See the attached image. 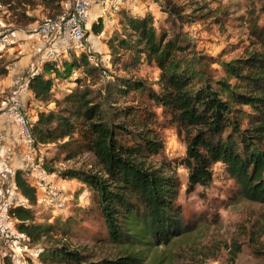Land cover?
Masks as SVG:
<instances>
[{
    "label": "trees",
    "instance_id": "obj_1",
    "mask_svg": "<svg viewBox=\"0 0 264 264\" xmlns=\"http://www.w3.org/2000/svg\"><path fill=\"white\" fill-rule=\"evenodd\" d=\"M63 1L0 0V4L31 8L39 3L48 10L46 20H52L62 11ZM159 6L163 20L175 23L182 19L183 9L173 0H165ZM260 10L264 13V2ZM27 14L24 10L12 14L16 24L23 23L22 29L35 21ZM118 16L117 29L103 39L110 57L115 61L129 53L135 65L142 58L155 64L159 70V92L142 81L126 78L106 81L103 87L93 89L91 86L98 84L95 78L101 81L106 70L89 62L88 51L64 60L61 68L54 61H44L39 74L29 78L28 91L35 101L53 102L56 107L39 111L32 121L34 146L69 142L77 134L84 150L95 158L98 171L66 170L62 176L77 179L90 189L92 213L103 223L107 240L121 249V256L87 262L76 250L61 246L42 248V261L141 264L143 252H135L137 246L167 244L175 230L181 231V213L175 205L178 182L148 162L164 149L152 128L151 113L145 108L138 113L133 105L113 104L118 96L129 93L145 95L168 115L180 133L186 132L181 165L188 171V186L207 187L212 181V166L221 164L238 186L242 199L264 204V26L253 32L260 50L224 63V79L214 81L182 60L185 47L181 39L160 31L161 22L156 25L151 12L137 16L120 10ZM103 29V22L98 19L90 31L99 36ZM75 71L83 74L82 78H75L77 87L60 99H53V79H71ZM0 73L7 74L6 70ZM12 179L26 204L10 207L8 215L29 246L49 239L55 228L64 235L69 233L64 223L57 226L36 222L32 211L37 202L35 187L20 169L13 172ZM256 229L257 240L262 241L260 250L254 253L260 255L264 264V217ZM2 264L13 262L5 257Z\"/></svg>",
    "mask_w": 264,
    "mask_h": 264
},
{
    "label": "rangeland",
    "instance_id": "obj_2",
    "mask_svg": "<svg viewBox=\"0 0 264 264\" xmlns=\"http://www.w3.org/2000/svg\"><path fill=\"white\" fill-rule=\"evenodd\" d=\"M173 1L183 9L182 19H177L175 23L163 20L159 5L164 4L165 0H149L154 3L152 12L156 25L161 22L160 31L167 32L168 37H174L176 34V37L181 39L185 47L182 60L194 70L201 71L205 78L214 81L224 79V63L244 58L250 52L260 50L255 43L253 32L264 26V13L260 10L264 0ZM71 2L72 0H64L62 6L70 5ZM37 4L31 8L0 4V36L6 29L23 33V23L16 24L13 13L24 10L26 14L28 12V16L35 18L33 23L45 21L48 18V10ZM42 40L43 38L37 36H24L10 45H0V72H7L5 75L0 73V112L8 107L15 92L29 79L37 62L24 69L16 78L12 73L13 63L18 61L22 54H26L28 46L33 45L41 47L42 50L38 51V57L41 58L42 52L48 47ZM100 42L95 39L91 43L92 48L88 50L90 47L86 45L85 40L86 51L88 50L95 59L93 64H98L106 70L104 78L100 74L101 81L100 78H95L98 84L92 85L93 89L103 87V82L126 78L142 81L155 92H159V70L155 64L142 58L140 63L135 65L129 53L113 61L101 38ZM73 55L78 56L73 52L61 53L54 62L61 68L62 62L69 60ZM82 77V72L75 71L71 79H53V99H60L74 90L77 87L75 78ZM230 82L234 83L233 80ZM24 95L25 111L31 122L39 111L56 109L53 102H37L27 91ZM113 104L115 107L133 105L138 113H141L142 108L151 113L154 123L152 128L162 140L164 149L161 154L150 157L148 162L153 168L176 178L178 182L175 205L181 213V231L175 230L167 244L137 246L135 252H143L144 260L141 264H263L262 258L256 255L254 250H260L259 244L262 241L257 240L256 228L264 217V204L242 199L238 186L221 164L212 166V181L207 187L188 186V171L181 165L186 151V132L180 133L169 121L168 115L148 101L145 95L129 93L118 96ZM33 147L34 164L52 175V190L49 192L36 180H32L29 165L22 170L25 178L36 189L37 202L32 207L35 220L38 223L57 226L61 222L66 224L70 231L64 235L55 228L49 239H42L38 246L33 247L23 238L20 243L27 248L23 253L25 262L57 264L49 259L42 261L39 255L42 248L61 246L76 250L87 262L121 256V249L107 240L103 223L92 213L90 189L77 179L62 176V172L66 170H99L93 155L82 147L80 137L75 134L69 142L64 140ZM20 202L26 203L18 192L11 193V204L16 206ZM14 229L16 230L15 226Z\"/></svg>",
    "mask_w": 264,
    "mask_h": 264
},
{
    "label": "built area",
    "instance_id": "obj_3",
    "mask_svg": "<svg viewBox=\"0 0 264 264\" xmlns=\"http://www.w3.org/2000/svg\"><path fill=\"white\" fill-rule=\"evenodd\" d=\"M124 1L72 0L69 7L63 9L56 18L28 24L23 29V33L26 36H37L46 40L48 45L44 58L46 61H55L61 53L73 52L79 54L86 52L85 30L90 9L97 5L101 16H115L121 10ZM15 39L16 31L6 29L0 36V45H10ZM43 61L37 63L29 78L39 74ZM94 61L95 59L90 56L89 62L94 63ZM28 81L29 79L15 92V96L8 107L0 112V119L4 116L11 118L18 131L21 158L29 165L30 174L33 176L32 180H36L45 190L51 192L52 175L34 164L32 122L25 111L24 93L28 90ZM4 140L5 135L0 130V146ZM12 159L11 153L0 157V260L2 261L6 257L13 264H27L23 255L27 248L20 243L25 237L14 229V222L8 215V209L14 207L11 204V193H15L12 179L13 171L11 170ZM25 204L20 202L18 205Z\"/></svg>",
    "mask_w": 264,
    "mask_h": 264
},
{
    "label": "crops",
    "instance_id": "obj_4",
    "mask_svg": "<svg viewBox=\"0 0 264 264\" xmlns=\"http://www.w3.org/2000/svg\"><path fill=\"white\" fill-rule=\"evenodd\" d=\"M153 4L154 3H150L149 0H125L122 3L121 10H126L130 14L137 15V16L144 15L147 12H151L154 15V13L152 12L153 11L152 10ZM67 7H69V4L62 6V8H64V9ZM98 19L102 20L103 25H104V29H103V32L101 35L94 36L91 33L90 29H91L92 24L97 22ZM118 19H119L118 14L115 16H107V17L101 16V13H100L97 5H94L90 9V11L88 13V20H87V25H86V30H85V34H87V37H86L87 44L86 45L87 46L89 45V47H90V48H88V50H90L92 48L91 43L94 42L95 39H98V42L101 43L100 38L102 40L106 39L107 37H109L111 35L113 30L117 29ZM16 32H17V36L15 39L16 42L18 39H23L24 36H26L24 33H21L18 31H16ZM15 41L13 43H15ZM42 41L46 43V40H42ZM27 48L28 49L26 51V54L25 55L22 54V56L20 58H18V61H16L12 65V73L14 75V78H16V76L20 75V73L24 69H26L27 67H29V66L31 67V65H34L35 62L38 63L40 61H43L45 58V54H46L47 49L45 50V52H42L41 58H40V56L38 57V54H39L38 51L42 50L41 47L33 45L32 47L28 46ZM37 63L35 65H37ZM27 93H30V92L27 90ZM25 99H26V97H25ZM0 130L5 135V140L3 141V143L0 146V157L6 155L8 153H11L12 158H13L11 170L13 172L17 169L23 170L27 166V164L21 158V155H20L21 149L19 148L18 131H17V128L14 125L13 121L11 120V118L4 116L0 119Z\"/></svg>",
    "mask_w": 264,
    "mask_h": 264
}]
</instances>
